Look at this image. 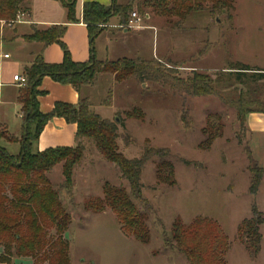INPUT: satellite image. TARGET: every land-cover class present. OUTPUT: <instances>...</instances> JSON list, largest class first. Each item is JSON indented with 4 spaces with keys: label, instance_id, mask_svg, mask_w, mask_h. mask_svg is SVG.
<instances>
[{
    "label": "rangeland",
    "instance_id": "374dc122",
    "mask_svg": "<svg viewBox=\"0 0 264 264\" xmlns=\"http://www.w3.org/2000/svg\"><path fill=\"white\" fill-rule=\"evenodd\" d=\"M129 1L115 0L119 5ZM143 1L132 0L141 19L138 28H131L129 22L120 27L118 22L117 30L113 29L115 33L127 30L125 40L118 41L117 34L107 32L93 42L98 47L109 39L112 55L120 59L96 60L105 70L89 88L81 90V97L88 98L92 110L101 118L116 121L117 149L126 159H138L149 149L162 151V161L173 168V184L158 183L156 169L160 159L155 157L145 164L140 179L142 201H134L149 230V243L141 245L125 236L110 210L95 214L85 209L87 204L103 198L105 183L126 192L129 188L116 167L105 162L91 142L82 140L83 160L72 173L70 194L61 188V165L47 174L71 219L65 234L69 262L188 264L173 243L164 244L163 235L170 239L176 221L188 226L195 219H206L216 222L227 238L226 264H264V224L260 227L262 242L257 258L238 237L242 223L253 220V206L264 219V174L253 197L249 193L247 159L250 150L253 161L264 172V136H250L245 124L244 128L239 125L235 110L224 107L215 96L193 98L167 85H140L134 78L116 83L112 72L118 61L137 58L171 68L174 76L181 79L195 72L214 80L236 64L264 70V0H234L230 16L203 13L191 15L183 22L142 7ZM139 6L142 14L137 11ZM97 28L111 29L109 22ZM11 31L8 23L1 22L0 42L11 38ZM235 89L227 95H237L240 88ZM259 92L264 101V82H260ZM6 93L13 98L16 89H7ZM4 110L6 131L18 137L23 125L19 110L16 106H6ZM210 113L221 116L224 128L220 137L205 148L202 129ZM6 151L15 156L17 144L7 145ZM30 261L19 260L15 264H31Z\"/></svg>",
    "mask_w": 264,
    "mask_h": 264
},
{
    "label": "trees",
    "instance_id": "16d2710c",
    "mask_svg": "<svg viewBox=\"0 0 264 264\" xmlns=\"http://www.w3.org/2000/svg\"><path fill=\"white\" fill-rule=\"evenodd\" d=\"M67 12L71 24L78 23L75 18L76 0H56ZM26 0H0V23L14 21L17 15L28 11ZM234 0H144L142 7L159 12L160 15L176 17L183 22L191 15L207 13L210 16H230ZM137 11L142 14V7ZM135 13L132 0L126 5L115 1L108 6L98 3H85L82 7V22L86 26L91 42L103 30L98 25L106 24L118 17L122 27ZM136 14V13H135ZM137 15V14H136ZM64 27H51L43 31H33L23 37L27 43H39L43 47L57 44L63 59L60 64H47L38 56L30 67L24 69L26 86L21 89L17 102L22 112V135L20 139L10 136L0 127V142H19L20 151L13 156L0 145V264H12L13 259L31 260L32 264H70L69 243L65 234L71 219L61 203L60 194L47 178L53 168L61 165L64 182L62 189L70 194L72 173L81 163L84 155L82 140L91 142L103 160L113 164L128 185L123 188L103 185V198L85 206L95 214L105 210L112 212L126 237H132L141 245L149 243V230L145 216L138 211L134 201H142L141 174L145 164L157 157L161 161L156 169L158 183L173 184V168L162 161L160 150L149 149L138 159H126L118 152V127L96 114L88 102L81 97V90L93 84L105 67L95 58L87 63H74L65 45L62 43ZM116 83L134 78L140 85L146 82L167 85L173 90L189 97L215 96L224 107L235 110L236 118L244 128L249 114H264V101L260 99L259 84L264 82V70L250 68L243 64L231 65L216 78L192 73L190 77H175L171 68H161L158 63L137 59H122L113 69ZM50 78L60 85L70 86L79 94L77 105L55 103L52 110L43 114L39 110L37 97L41 80ZM237 95H227L237 88ZM131 117V116H129ZM54 118L76 126L75 145L34 151L45 125ZM206 125L202 129L205 140L203 145L209 148L220 137L224 124L221 116L210 113L206 116ZM241 142L239 141V145ZM249 173L251 175L249 193L255 197L263 178V169L253 161L250 150L247 151ZM253 220L243 222L238 228V237L256 258L260 250L261 236L259 227L263 219L252 207ZM170 239L163 235L165 245L173 243L175 250L182 254L188 264H226L224 258L229 250L226 236L214 221L195 219L184 226L176 221L171 227Z\"/></svg>",
    "mask_w": 264,
    "mask_h": 264
},
{
    "label": "crops",
    "instance_id": "0c3cea01",
    "mask_svg": "<svg viewBox=\"0 0 264 264\" xmlns=\"http://www.w3.org/2000/svg\"><path fill=\"white\" fill-rule=\"evenodd\" d=\"M113 1L115 0H76L75 18L78 20V23L71 24L67 20L66 10L56 0H26L25 5L28 11L22 13V21L10 26L12 30V37L10 39H7L5 42L2 39L0 42V121L2 123L0 127L5 130L7 127L5 125L6 111L4 110L6 106H16L20 112L19 117L22 119L21 106L17 102V97L20 90L24 88H18L14 85L12 83V77L16 74L23 76L24 69L30 67L38 56H41L43 61L47 64L54 65L62 62L63 54L59 45L52 44L43 47V45L39 43H27L24 41L23 37L31 35L33 31H43L51 27H64L65 32L61 41L67 48L70 58L74 63H87L91 58H95L97 61H113L120 59L112 55L113 45H109V39L105 40V45H98V47H96V45L93 44L95 39L97 40L103 33L107 32L109 35L117 34L118 41L121 39L125 40L128 35L127 30H118L120 33L113 32V29L117 30L118 21L116 18L109 20V28L111 29L101 32L92 42L89 38L86 26L82 22V7L85 3L94 2L108 7ZM4 55H7L8 59H3ZM121 57L124 58L123 56ZM87 88L89 87L85 89ZM7 89H16V94L13 98L11 96L9 98L7 97ZM38 91L43 93L42 96L37 97L39 110L43 114L49 113L54 104L58 102L77 105L80 97L72 87L55 83L48 77L41 80ZM245 126L250 136L254 134L264 136V114H249L246 118ZM75 133V125L67 124L63 119L54 118L43 128V131L34 145V151L43 152L47 149L73 147L75 145ZM21 135L22 131L19 133L18 137L13 135L10 136L19 140ZM11 144H17L19 153V142L11 143L5 140H1L0 142V145L5 150L6 146ZM255 209L262 214L256 206ZM260 227L261 250L262 235L260 233ZM258 255L259 253L256 258ZM19 260L20 259L17 258L13 259L12 264H15L16 261L19 262ZM26 260L30 261L29 259ZM21 261L22 260H20V262ZM30 263L32 264L31 261Z\"/></svg>",
    "mask_w": 264,
    "mask_h": 264
},
{
    "label": "built area",
    "instance_id": "2783aa9c",
    "mask_svg": "<svg viewBox=\"0 0 264 264\" xmlns=\"http://www.w3.org/2000/svg\"><path fill=\"white\" fill-rule=\"evenodd\" d=\"M22 18H23V14L17 15L14 21L8 22L9 26L20 23L22 21ZM140 22L141 19L135 13H132L129 21L130 27L132 26L134 28H138ZM3 59H8V56L4 55ZM12 83L16 85L18 88H24L26 86V78L22 75L16 74L12 77Z\"/></svg>",
    "mask_w": 264,
    "mask_h": 264
}]
</instances>
